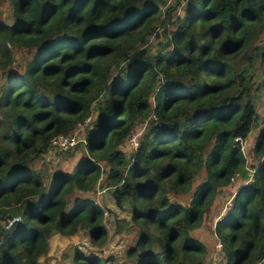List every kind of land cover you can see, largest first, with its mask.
I'll use <instances>...</instances> for the list:
<instances>
[{
	"label": "trees",
	"instance_id": "16d2710c",
	"mask_svg": "<svg viewBox=\"0 0 264 264\" xmlns=\"http://www.w3.org/2000/svg\"><path fill=\"white\" fill-rule=\"evenodd\" d=\"M0 8L8 12L0 14V264H50L41 257L55 231L84 228L103 245L105 210L85 195L102 183L130 213L116 221L133 235L125 258L71 245L65 259L210 264L197 231L246 167L252 179L215 234L222 264H264V0H0ZM87 119L81 161L48 169L52 139ZM172 119L183 123L166 127Z\"/></svg>",
	"mask_w": 264,
	"mask_h": 264
},
{
	"label": "rangeland",
	"instance_id": "374dc122",
	"mask_svg": "<svg viewBox=\"0 0 264 264\" xmlns=\"http://www.w3.org/2000/svg\"><path fill=\"white\" fill-rule=\"evenodd\" d=\"M0 14L2 17L8 15L7 11H4L3 8H0ZM259 112L264 115V99L261 98V101L258 105ZM148 122L140 124L135 130L136 133L140 135L146 129ZM257 132L253 131L247 143L246 154L249 156V151L252 149L257 139ZM138 137V142H139ZM82 138H85V135H82ZM125 150L127 153H131L133 151V145L129 142H125L124 144ZM84 143H80L79 146L73 148L68 153H63L58 151L56 148L51 147L48 153L43 156L42 161L46 163L48 169L53 170H71L76 164H78L82 156L84 154ZM251 171V170H250ZM242 182L236 181L234 185L225 189L222 194L219 196L218 204L214 211L207 217L205 223L199 230L197 234L201 241L204 242L211 249V255L209 257L208 262L210 264H222V246L220 247L218 242L219 239L215 234L216 224L219 220H221L228 209H230L232 205V201L238 188ZM97 190L92 193L88 192L85 195L93 197L97 203L100 204L102 208L105 210V218L104 223L107 227V237L103 245H96L92 243L91 237L88 231L82 228L78 233L65 236L62 235L59 231H55L50 239H49V247L46 254L41 257V261L45 260L49 261L50 264H76L72 259H65V256H69V250L71 245H74V248L79 252H82L85 255H98V256H108V255H116L119 260H123L125 258V253L132 243L133 235L125 236L119 233L116 229V221L121 217H130V213L121 210L117 207L115 200L112 196V193L108 189L105 184H101L98 186ZM82 193V192H80ZM73 254V252H70Z\"/></svg>",
	"mask_w": 264,
	"mask_h": 264
},
{
	"label": "built area",
	"instance_id": "2783aa9c",
	"mask_svg": "<svg viewBox=\"0 0 264 264\" xmlns=\"http://www.w3.org/2000/svg\"><path fill=\"white\" fill-rule=\"evenodd\" d=\"M90 119H87L84 124L80 125L76 132L72 135H60L52 139V146L56 148L60 152H66L75 148L79 142L84 141L85 138H82L83 129L89 123ZM138 137L139 134L134 131L128 138V141L131 145H133L134 149L138 146ZM235 180V178H233ZM219 246H222V243L218 242Z\"/></svg>",
	"mask_w": 264,
	"mask_h": 264
},
{
	"label": "water",
	"instance_id": "95a60500",
	"mask_svg": "<svg viewBox=\"0 0 264 264\" xmlns=\"http://www.w3.org/2000/svg\"><path fill=\"white\" fill-rule=\"evenodd\" d=\"M160 0H150V3L151 4H156L158 3ZM246 56V54H245ZM180 123L182 124L183 121H179L178 119H172L171 121H169L168 123L165 124L166 127L170 126L171 124H174V123ZM240 178L243 182V184L245 185L248 181H250L252 179V176L250 174V168L249 167H246L240 174Z\"/></svg>",
	"mask_w": 264,
	"mask_h": 264
}]
</instances>
